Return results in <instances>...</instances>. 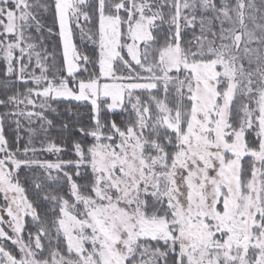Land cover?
<instances>
[{
    "label": "snow or ice",
    "instance_id": "obj_1",
    "mask_svg": "<svg viewBox=\"0 0 264 264\" xmlns=\"http://www.w3.org/2000/svg\"><path fill=\"white\" fill-rule=\"evenodd\" d=\"M0 264H264V0H0Z\"/></svg>",
    "mask_w": 264,
    "mask_h": 264
}]
</instances>
